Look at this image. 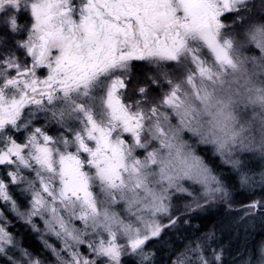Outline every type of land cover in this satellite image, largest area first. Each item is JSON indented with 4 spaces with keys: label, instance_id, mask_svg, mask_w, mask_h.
Listing matches in <instances>:
<instances>
[{
    "label": "snow or ice",
    "instance_id": "snow-or-ice-1",
    "mask_svg": "<svg viewBox=\"0 0 264 264\" xmlns=\"http://www.w3.org/2000/svg\"><path fill=\"white\" fill-rule=\"evenodd\" d=\"M257 223L264 0H0V264H226L233 230L264 264Z\"/></svg>",
    "mask_w": 264,
    "mask_h": 264
},
{
    "label": "trees",
    "instance_id": "trees-1",
    "mask_svg": "<svg viewBox=\"0 0 264 264\" xmlns=\"http://www.w3.org/2000/svg\"><path fill=\"white\" fill-rule=\"evenodd\" d=\"M208 227H211L212 224L209 222H205ZM219 227V226H218ZM261 225H255V232L251 239L248 242V248L251 249L254 247L255 244L259 242L263 238V235L260 234ZM225 243H230V247L227 249V262L226 264H230L232 257L237 256L238 251L245 250V238L243 230H233V231H226L222 237ZM26 242L31 245L33 248L39 247V242L37 239L33 237H28ZM237 259L239 257L237 256Z\"/></svg>",
    "mask_w": 264,
    "mask_h": 264
},
{
    "label": "rangeland",
    "instance_id": "rangeland-1",
    "mask_svg": "<svg viewBox=\"0 0 264 264\" xmlns=\"http://www.w3.org/2000/svg\"><path fill=\"white\" fill-rule=\"evenodd\" d=\"M258 225H260L259 223H257ZM260 234H262L263 235V238L262 239H264V231H261L260 230ZM261 240H259V242H260Z\"/></svg>",
    "mask_w": 264,
    "mask_h": 264
}]
</instances>
